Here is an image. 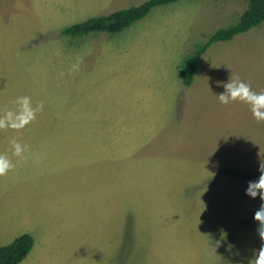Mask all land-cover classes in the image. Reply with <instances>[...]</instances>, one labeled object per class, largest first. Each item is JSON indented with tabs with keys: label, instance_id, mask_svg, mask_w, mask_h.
<instances>
[{
	"label": "rangeland",
	"instance_id": "obj_1",
	"mask_svg": "<svg viewBox=\"0 0 264 264\" xmlns=\"http://www.w3.org/2000/svg\"><path fill=\"white\" fill-rule=\"evenodd\" d=\"M146 1L0 0V116L18 96L43 103L0 130V153L28 146L0 176V247L34 240L20 264H248L260 247V200L223 170L259 173L264 122L217 95L233 77L264 92V23L213 44L189 87L182 59L246 0H180L116 35H62Z\"/></svg>",
	"mask_w": 264,
	"mask_h": 264
},
{
	"label": "trees",
	"instance_id": "obj_2",
	"mask_svg": "<svg viewBox=\"0 0 264 264\" xmlns=\"http://www.w3.org/2000/svg\"><path fill=\"white\" fill-rule=\"evenodd\" d=\"M180 0H148L143 4L126 10L114 12L107 16L90 18L65 28L62 35L71 39L84 38L89 35L104 33L116 35L130 28L134 23L145 19L153 9L176 3ZM217 1V0H215ZM247 8L236 23L219 29L205 43L199 45L193 54L186 55L178 68V78L184 87H189L198 74L200 59L216 43H227L264 23V0H246ZM224 175L229 179L247 185L248 181L258 178L259 173L239 168H226ZM254 216V214H253ZM250 223L244 221L243 226ZM34 240L31 235L23 234L12 243L0 247V264H20L30 254Z\"/></svg>",
	"mask_w": 264,
	"mask_h": 264
},
{
	"label": "clouds",
	"instance_id": "obj_3",
	"mask_svg": "<svg viewBox=\"0 0 264 264\" xmlns=\"http://www.w3.org/2000/svg\"><path fill=\"white\" fill-rule=\"evenodd\" d=\"M224 91L217 95L218 101L223 105L231 103H241L246 105L251 112L252 118L257 122H264V92L253 91L251 86L241 80L239 77H233L222 84ZM14 107L6 109L0 116V130L10 129L16 132L24 129L31 124L37 117V113L43 110V103H38L35 107L32 105L30 96H18L12 101ZM11 157L18 160L25 159L24 154L28 151V146L22 144L18 139L10 140ZM7 153H0V176L7 175L15 168V164ZM258 172L260 173L255 180L248 181L245 195L252 199L257 197L260 200V206L255 211L253 220L257 222V234L260 239L259 249L252 251V256L248 264H264V161H260ZM226 236V235H225ZM216 241L214 245L219 246ZM213 244V243H212Z\"/></svg>",
	"mask_w": 264,
	"mask_h": 264
}]
</instances>
